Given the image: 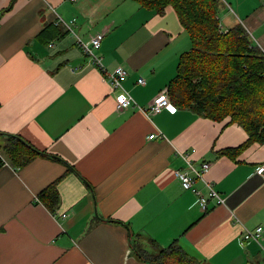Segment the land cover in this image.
I'll use <instances>...</instances> for the list:
<instances>
[{"label": "crops", "instance_id": "0c3cea01", "mask_svg": "<svg viewBox=\"0 0 264 264\" xmlns=\"http://www.w3.org/2000/svg\"><path fill=\"white\" fill-rule=\"evenodd\" d=\"M11 1L0 0V132L47 153L16 165L0 147V264H153L137 247L154 255L172 243L198 264H264V234L262 245L240 242L243 225L264 223L256 172L264 141L246 143L248 132L229 117L145 110L191 47L175 8L157 12L136 0H15L7 8ZM222 4L223 28L242 23L264 51V0ZM57 14L76 17L84 39L104 32L97 52L108 69H127L123 85L141 107L116 108L121 89L74 33H41ZM181 150L211 162L207 179L225 203L204 211L182 187ZM54 181L59 201L50 209L39 196Z\"/></svg>", "mask_w": 264, "mask_h": 264}, {"label": "trees", "instance_id": "16d2710c", "mask_svg": "<svg viewBox=\"0 0 264 264\" xmlns=\"http://www.w3.org/2000/svg\"><path fill=\"white\" fill-rule=\"evenodd\" d=\"M136 1L157 12L172 5L190 35L191 47L181 53L177 72L168 85L171 100L178 107H190L214 119L229 117L248 132L246 143L264 141V51L242 23L223 28L219 17L223 0ZM60 32L62 26L53 22L41 31L49 37ZM0 147L16 165L47 153L15 133L0 132ZM238 149L227 148L223 152L233 155ZM39 198L54 209L59 201L57 181L48 185ZM137 251L153 264L197 263L175 243L154 255L138 247Z\"/></svg>", "mask_w": 264, "mask_h": 264}, {"label": "built area", "instance_id": "2783aa9c", "mask_svg": "<svg viewBox=\"0 0 264 264\" xmlns=\"http://www.w3.org/2000/svg\"><path fill=\"white\" fill-rule=\"evenodd\" d=\"M76 21V17L67 19L62 15L57 14L56 23L61 25L64 30L71 31L75 34L76 43L81 47L83 52L86 55H89L93 62L102 69L103 75L105 79L109 81L111 88L121 89V92L116 97V108L121 109L131 104L138 105L133 95L123 85V80L128 74L127 69L122 65H118L113 69H108L102 62V56L97 52L102 45L104 32H97L88 39H84L75 30ZM54 44V42L49 43L51 46ZM138 82L145 83L146 81L143 77H139ZM138 106L141 107L140 105ZM177 108V105L170 98L168 87H165L153 98L150 105L145 108V110L150 113L159 112L162 109H168L169 111L174 112ZM178 152L184 160L185 165L181 168L175 169V175L184 189L191 190L197 195L200 208L207 211L212 200L217 204L225 203L226 197L215 188L213 181L207 179V173L210 169L211 162L209 160H203L200 163H197L191 156L192 154L190 152L182 150ZM256 172L264 177V161L257 167ZM199 181H202L205 185L207 189L206 192H203L198 186ZM62 215L65 216L66 214L63 213ZM237 220L240 221L238 218ZM263 234L264 223H260L253 228L243 225L240 242L244 244L248 240H256L262 245L260 239Z\"/></svg>", "mask_w": 264, "mask_h": 264}, {"label": "rangeland", "instance_id": "374dc122", "mask_svg": "<svg viewBox=\"0 0 264 264\" xmlns=\"http://www.w3.org/2000/svg\"><path fill=\"white\" fill-rule=\"evenodd\" d=\"M222 5H223V4H221V6H220L219 12L221 11ZM198 263H199V261H198L196 264H198ZM202 263H203V262H202Z\"/></svg>", "mask_w": 264, "mask_h": 264}]
</instances>
